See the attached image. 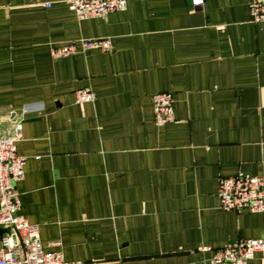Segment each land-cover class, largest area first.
<instances>
[{"label":"crops","instance_id":"crops-1","mask_svg":"<svg viewBox=\"0 0 264 264\" xmlns=\"http://www.w3.org/2000/svg\"><path fill=\"white\" fill-rule=\"evenodd\" d=\"M250 1L127 0L77 21L68 0H0V135L20 126L18 215L46 248L73 264H206L203 247L264 239V213L217 198L222 177L264 179V22ZM94 39L112 49L52 56ZM82 89L95 101L77 104ZM162 92L174 121L158 126Z\"/></svg>","mask_w":264,"mask_h":264},{"label":"built area","instance_id":"built-area-1","mask_svg":"<svg viewBox=\"0 0 264 264\" xmlns=\"http://www.w3.org/2000/svg\"><path fill=\"white\" fill-rule=\"evenodd\" d=\"M192 7L203 5L204 0H190ZM48 7L49 4H46ZM70 11L77 21L104 18L124 11L127 0H68ZM251 21L264 22V0L249 3ZM110 39L80 40L53 49L54 58L66 57L87 50L108 52ZM95 93L89 89L75 93L77 104L94 102ZM174 97L171 93H156L151 97L154 122L158 126L174 121ZM29 110L24 109L23 113ZM20 126L18 127V133ZM15 137L0 135V264H73L65 261L59 251L46 248L37 226L19 217L20 208L17 184L23 179L25 157L17 152ZM217 198L222 211L264 213V179L238 173L219 179ZM210 253L206 264H248L256 254L264 261V239H238L222 247H203Z\"/></svg>","mask_w":264,"mask_h":264},{"label":"water","instance_id":"water-1","mask_svg":"<svg viewBox=\"0 0 264 264\" xmlns=\"http://www.w3.org/2000/svg\"><path fill=\"white\" fill-rule=\"evenodd\" d=\"M189 2H190V0H189ZM190 4H191V2H190Z\"/></svg>","mask_w":264,"mask_h":264}]
</instances>
